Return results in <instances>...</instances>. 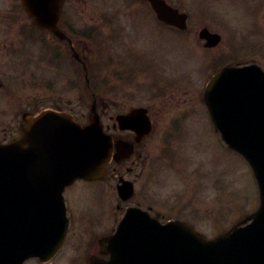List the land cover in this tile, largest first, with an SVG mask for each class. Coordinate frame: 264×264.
Here are the masks:
<instances>
[{"label":"flooded vegetation","instance_id":"obj_1","mask_svg":"<svg viewBox=\"0 0 264 264\" xmlns=\"http://www.w3.org/2000/svg\"><path fill=\"white\" fill-rule=\"evenodd\" d=\"M3 1H0V68H17L26 73L24 77L31 78L30 69L36 66L39 57L46 62H50L53 58L60 59L63 61L61 68L63 87L66 89V85L71 84L72 93H75V103L64 97L65 91L62 94H54V97L48 96L46 101L49 105L45 107L42 106L43 100L33 96L24 99L19 92L12 90L0 93V109L4 107L1 103L2 96L8 100L2 113L15 114L17 118L15 128L6 129L5 131L10 133H6L4 136L6 138L0 142L18 141L25 125L20 117L36 115L43 110L65 112L73 116L77 123L86 125L95 101L97 111L103 119L104 130L111 136L113 142V159L102 180L92 183L76 181L65 189L63 197L69 226L61 249L47 264H93L96 260L107 262L111 256L103 243L115 235L123 216L133 209L146 212L152 219L146 222L158 221L163 224L169 221H180L190 226V221L194 222L199 213L194 196L191 193L164 195L165 179L162 174L165 156L160 157L158 153L159 147H163L162 154L166 153L164 145L170 142V139H167L168 135H165L169 106L172 102L181 100L183 96L185 99L189 97L193 99L191 94L184 93L182 97H179V93L171 92L173 85L177 82L167 78L165 84L159 85L148 76L153 83V90H149L153 101L147 103L143 93L133 90L140 82L133 76V71L128 74L125 71H114L109 79L101 82L95 73L88 77L79 75V68L72 61L69 64L66 58L79 53L81 59L87 64V57L83 53L87 51L88 43L83 37L93 40L98 28L91 31L80 30L77 19L62 11L59 29L66 35L67 40L60 41L50 31L36 28L33 19L22 11L19 0ZM127 1L133 6L148 8L146 0ZM232 1L256 4L254 10L248 14L252 24L250 28L243 30L237 47L226 45V37L223 33H221V43L215 48H205V44L199 42L203 47L202 53H207L210 58L209 66L201 69V72L206 75V82L222 68L229 66H257L264 71V41L262 28L259 26L260 21H264V0ZM152 14L159 26L168 29L172 32L174 39L179 40L182 34L179 30L163 25L156 20L154 13ZM130 15L132 14L128 12L121 22L119 18L123 14L116 16L114 13H107L106 16L110 22L107 24L109 33H106L108 36L106 41L114 42L117 39L116 31L123 30V24L130 21ZM210 31L216 33L211 29ZM216 51L220 52L217 54ZM48 57L49 60H46ZM83 61L82 64L85 63ZM140 68L142 70L138 73L147 72L143 65ZM100 83L109 85L110 97L107 102L99 98ZM41 86H43L42 83ZM0 88H4L3 81L0 82ZM17 99L22 101L17 104V107L12 106L11 103L17 102ZM7 105H9L8 108H6ZM166 105L167 107H164ZM200 106L202 109L187 110L186 113H182L176 125L181 124L183 128L172 131L175 125L173 121V125L168 127L169 133L185 131L187 120L194 118L197 113L204 112L208 116L207 109L203 104ZM136 111H139L137 116L139 120L131 123L133 128L121 127L118 118ZM191 112L192 116H190ZM80 185L89 189V192L82 202H77L76 194L73 196V193ZM121 186H125L126 189L125 200H121L118 195V189ZM90 204L93 208L88 207ZM26 264L42 263L35 259Z\"/></svg>","mask_w":264,"mask_h":264},{"label":"rangeland","instance_id":"obj_2","mask_svg":"<svg viewBox=\"0 0 264 264\" xmlns=\"http://www.w3.org/2000/svg\"><path fill=\"white\" fill-rule=\"evenodd\" d=\"M169 2L189 15L188 30L181 34L183 36L179 40H175L171 32L161 29L151 13L127 3L126 0H68L64 12L77 19L80 30L91 31L98 28L93 40L87 39V51L84 56L100 82L109 79L114 71H125L127 74L133 71V76L140 80L133 90L143 93L147 103L153 101L149 91L153 90V83L148 76L159 85L165 84L167 78H170L177 82L172 84L174 88L171 92L179 93V97L184 93L193 97L185 99L183 96L181 100L172 102L169 106L165 135H168L170 142L164 145L166 153L162 154L163 147H159L158 153L160 157L165 156L162 175L169 180L166 184L164 182L163 193L172 195L176 191L192 192L195 206L200 211L196 220L193 223L190 221V225L206 239H212L229 231L259 207L254 175L247 162L222 143L206 113L200 112L194 118L188 119L186 130L183 132L179 130L180 133L170 134L168 127L175 121L172 131L182 129L181 124L176 125L178 117L187 110L202 109L200 104L204 106L206 75L201 69L209 66L210 58L207 53H202L203 47L198 39L200 30L207 27L213 31H221L226 37L225 44L237 47L243 30L250 28L252 24L250 16L246 14L252 12L256 4L229 0ZM130 10V21L123 24L122 31H116L117 39L114 42L106 41V33H109L107 24L110 22L107 13H114L116 16L123 14L119 18L122 22ZM259 26L262 28L264 41L263 20ZM140 61L147 71L142 74L138 73L142 70ZM37 63L34 70L39 73L36 74L39 78L36 77V83L32 81V77L26 78L21 74L19 76L9 68H0V78L7 89L13 86L24 99L33 96L43 100V107L49 105L46 101L48 96L54 97V94H62L63 91L64 97L75 103L71 84L66 85V89L63 87V65L48 63L41 57ZM95 66H98V69ZM43 78L52 82L51 88L41 86ZM108 87V84L100 83L99 95L105 101L110 97ZM6 90H0V93ZM2 99L4 107L0 109V141L6 138V133H10L5 130L14 129L17 122L15 114L2 113L8 103L3 96ZM21 101L17 99V102H12L11 105L17 107ZM8 107L9 105L6 106ZM190 114L193 115L192 112ZM180 159L182 162H179ZM81 186L73 193V196L76 194L77 202H82L89 192V189ZM92 206L90 204L88 207L93 208Z\"/></svg>","mask_w":264,"mask_h":264},{"label":"water","instance_id":"obj_3","mask_svg":"<svg viewBox=\"0 0 264 264\" xmlns=\"http://www.w3.org/2000/svg\"><path fill=\"white\" fill-rule=\"evenodd\" d=\"M63 1L23 0V3L38 27L48 28L62 38L57 24ZM149 1L160 20L185 28L186 16H179L164 1ZM201 38L208 40V47L219 43V37L207 31L201 33ZM251 69H228L218 75L208 87L206 103L223 140L243 155L253 169L261 206L248 219L252 222L211 242L182 225L173 224L160 228L158 234L150 233L148 238L135 237L125 246L139 251L141 245H151V252H139L130 257L131 261L121 251L113 252L110 264H264V75ZM26 121L28 127L22 142L0 146V264H23L33 256L42 258L47 252L42 248L43 243L18 239L13 234L9 235L11 238L2 236L5 233L2 229L29 226L31 220H38L37 207L45 203L40 202L41 197L58 195L62 199L63 171L67 177L65 186L80 178L94 181L104 175L112 155V143L104 135L96 114L83 131L69 127L68 123L73 121L63 114L46 112ZM78 146L90 147L91 151L86 156L80 155L79 150L72 149ZM63 147L67 154L64 163ZM49 186L51 192L46 190ZM28 198L35 208L34 204L29 206ZM46 205L42 221L45 227H50L59 210L54 202ZM45 235L41 233V237Z\"/></svg>","mask_w":264,"mask_h":264}]
</instances>
